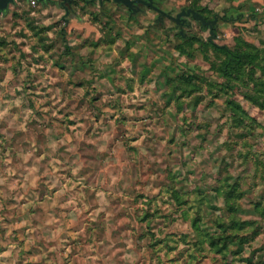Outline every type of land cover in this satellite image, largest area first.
Masks as SVG:
<instances>
[{"label": "rangeland", "instance_id": "obj_1", "mask_svg": "<svg viewBox=\"0 0 264 264\" xmlns=\"http://www.w3.org/2000/svg\"><path fill=\"white\" fill-rule=\"evenodd\" d=\"M102 2L0 12V264H264V0Z\"/></svg>", "mask_w": 264, "mask_h": 264}, {"label": "water", "instance_id": "obj_2", "mask_svg": "<svg viewBox=\"0 0 264 264\" xmlns=\"http://www.w3.org/2000/svg\"><path fill=\"white\" fill-rule=\"evenodd\" d=\"M10 1H13V0H0V2L2 3L3 9L7 8V4ZM108 1H114L117 4H123L124 6L128 7L129 9H132L133 5L138 4V3L141 2V0H134V1L133 0H108ZM148 5L151 6V4H148ZM156 11L160 12L162 15H167V14L163 13L162 11H160L159 9H156ZM190 12H193V11H189L188 13L179 14L178 17H177V20H179L182 16L190 15ZM193 16H194L195 19L200 20L203 23V25H210L211 26L210 22L205 21V19L203 18L202 15H200V14H198L196 12H193Z\"/></svg>", "mask_w": 264, "mask_h": 264}, {"label": "flooded vegetation", "instance_id": "obj_3", "mask_svg": "<svg viewBox=\"0 0 264 264\" xmlns=\"http://www.w3.org/2000/svg\"><path fill=\"white\" fill-rule=\"evenodd\" d=\"M94 1H96V0H94ZM99 1L101 2V4L103 3L102 2L103 0H99ZM15 2H16V0L10 1L7 4V8H4V9L2 7V3L0 2V12H6L8 10V8L10 7V5H13ZM156 2H157V0H141L140 3L133 5L132 12H140L141 11L140 6H147L149 8H152L154 11H156V9H159L160 11H162L163 13H165L162 9H160L156 5ZM148 4H151V6H149ZM156 12H158V11H156ZM187 12H189V11H187ZM165 14H167V13H165ZM163 16H166V17L171 18L172 20H175V21H178V22L181 20V19L177 20V17H173L170 14L163 15Z\"/></svg>", "mask_w": 264, "mask_h": 264}, {"label": "trees", "instance_id": "obj_4", "mask_svg": "<svg viewBox=\"0 0 264 264\" xmlns=\"http://www.w3.org/2000/svg\"><path fill=\"white\" fill-rule=\"evenodd\" d=\"M241 57L239 55L230 54L227 67H234L240 63Z\"/></svg>", "mask_w": 264, "mask_h": 264}]
</instances>
